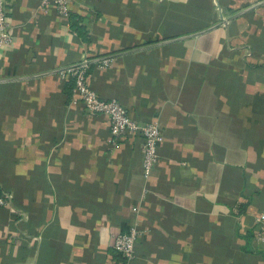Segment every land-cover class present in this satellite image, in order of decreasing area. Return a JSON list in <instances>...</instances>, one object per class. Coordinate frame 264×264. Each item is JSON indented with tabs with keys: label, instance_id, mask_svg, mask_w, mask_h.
<instances>
[{
	"label": "crops",
	"instance_id": "crops-1",
	"mask_svg": "<svg viewBox=\"0 0 264 264\" xmlns=\"http://www.w3.org/2000/svg\"><path fill=\"white\" fill-rule=\"evenodd\" d=\"M8 9L0 264H264V0H69L85 37L41 0ZM82 60L98 97L160 127L149 175L140 133L114 147L70 104L61 72Z\"/></svg>",
	"mask_w": 264,
	"mask_h": 264
},
{
	"label": "built area",
	"instance_id": "built-area-1",
	"mask_svg": "<svg viewBox=\"0 0 264 264\" xmlns=\"http://www.w3.org/2000/svg\"><path fill=\"white\" fill-rule=\"evenodd\" d=\"M68 3L69 0H41V7L43 10L53 8L59 15L67 18L69 16ZM11 29L8 0H0V47L11 43ZM105 61L107 60H103ZM86 68L87 62L82 60L79 64L70 66L61 72L63 78H73L70 104L81 103L89 114L105 115L109 125V142L114 147L119 146L120 137L129 133H140L142 135L143 171L145 176L149 175L157 161V148L164 139L160 127L153 122L139 123L116 100L98 97L88 85ZM11 204V195L0 192V207H10ZM138 232L137 226L133 225L128 231L117 234L113 241L114 250L123 257L131 258ZM252 233L257 240H264V212L255 216Z\"/></svg>",
	"mask_w": 264,
	"mask_h": 264
},
{
	"label": "trees",
	"instance_id": "trees-1",
	"mask_svg": "<svg viewBox=\"0 0 264 264\" xmlns=\"http://www.w3.org/2000/svg\"><path fill=\"white\" fill-rule=\"evenodd\" d=\"M68 19L70 20V27H71L73 30L77 31L81 36L85 37L84 29H83L82 26H80V25L78 24L77 20L73 19L72 16H71L70 14H69V16H68ZM85 73H86V72H85ZM86 77H87V74H86ZM73 84H74V82H73V78H70V80L67 81V89H68V97H69V98H70L71 93H72ZM0 192H2V191H0ZM252 235H253V233H252ZM114 253H116L115 256H118V257L121 255V254H119L118 252H116L115 250H114ZM120 258H122V257H120ZM124 258H125V257H123L122 259H124Z\"/></svg>",
	"mask_w": 264,
	"mask_h": 264
},
{
	"label": "water",
	"instance_id": "water-1",
	"mask_svg": "<svg viewBox=\"0 0 264 264\" xmlns=\"http://www.w3.org/2000/svg\"><path fill=\"white\" fill-rule=\"evenodd\" d=\"M237 15H238V14H234V15L230 16L228 19H231L232 17L237 16Z\"/></svg>",
	"mask_w": 264,
	"mask_h": 264
},
{
	"label": "rangeland",
	"instance_id": "rangeland-1",
	"mask_svg": "<svg viewBox=\"0 0 264 264\" xmlns=\"http://www.w3.org/2000/svg\"><path fill=\"white\" fill-rule=\"evenodd\" d=\"M162 132V131H161ZM163 134V133H162ZM160 145V144H159Z\"/></svg>",
	"mask_w": 264,
	"mask_h": 264
}]
</instances>
